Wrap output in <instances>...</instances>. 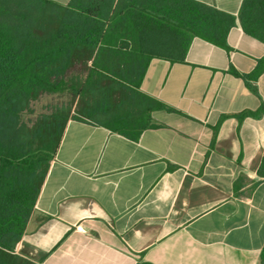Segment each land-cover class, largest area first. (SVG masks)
<instances>
[{"label": "crops", "instance_id": "obj_1", "mask_svg": "<svg viewBox=\"0 0 264 264\" xmlns=\"http://www.w3.org/2000/svg\"><path fill=\"white\" fill-rule=\"evenodd\" d=\"M197 1L236 17L228 49L194 38L185 62L153 59L140 91L170 110L153 111L137 139L70 118L19 254L39 264L260 263L264 44L240 25L243 0Z\"/></svg>", "mask_w": 264, "mask_h": 264}, {"label": "trees", "instance_id": "obj_2", "mask_svg": "<svg viewBox=\"0 0 264 264\" xmlns=\"http://www.w3.org/2000/svg\"><path fill=\"white\" fill-rule=\"evenodd\" d=\"M239 21L264 44V0H243ZM236 25L197 0H0V264H39L17 246L69 119L137 139L153 111L170 110L140 91L151 61L185 62L194 38L228 49ZM67 91L75 116L60 108L24 120L42 95Z\"/></svg>", "mask_w": 264, "mask_h": 264}, {"label": "rangeland", "instance_id": "obj_3", "mask_svg": "<svg viewBox=\"0 0 264 264\" xmlns=\"http://www.w3.org/2000/svg\"><path fill=\"white\" fill-rule=\"evenodd\" d=\"M79 107V99L75 98L69 91L44 94L31 104L30 110L24 114V120L31 124L38 116L49 114L60 108L70 110V115L75 116Z\"/></svg>", "mask_w": 264, "mask_h": 264}]
</instances>
